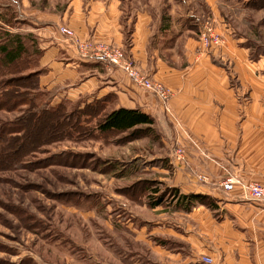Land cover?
Listing matches in <instances>:
<instances>
[{
	"label": "crops",
	"instance_id": "crops-1",
	"mask_svg": "<svg viewBox=\"0 0 264 264\" xmlns=\"http://www.w3.org/2000/svg\"><path fill=\"white\" fill-rule=\"evenodd\" d=\"M122 3L92 0L63 19L83 38L119 46L145 74L171 88L166 106L120 69L80 56L61 33V18L38 24L35 35L42 49L39 83L53 93L54 106L110 97L117 108L150 114L165 132L164 178L185 194L216 200L217 209L197 205L189 212L141 205L146 210L130 232L147 251L134 252L131 264H206L205 256L212 264H264V204L246 199L240 185L221 186L229 174L264 184V73L257 74L247 49L230 39L200 53L198 34L191 35L173 10L163 18L151 1L140 9Z\"/></svg>",
	"mask_w": 264,
	"mask_h": 264
},
{
	"label": "rangeland",
	"instance_id": "rangeland-1",
	"mask_svg": "<svg viewBox=\"0 0 264 264\" xmlns=\"http://www.w3.org/2000/svg\"><path fill=\"white\" fill-rule=\"evenodd\" d=\"M90 1L0 0V30L37 38L38 24L53 20L58 24L61 18L60 27L72 30L82 42H104L79 36L63 19L73 7L87 6ZM121 1V6L132 9L151 1L164 17L173 10L194 36L205 19H213L218 32L247 49L256 73H264V0ZM28 108L27 103L15 109L0 108V122L25 126L11 144L0 147L1 161L2 154L18 143L25 146L21 153L0 162V264H131L134 252L147 251L134 240L130 228L146 210L140 206L150 208V189L154 186L160 194L164 192V205L173 202L167 189L172 184L162 170L168 166L165 132L154 123L152 129L144 126L137 132L116 133L110 142L77 137L76 132L67 134V139L64 133H52L53 116L43 117L34 127ZM149 180L157 183L151 185Z\"/></svg>",
	"mask_w": 264,
	"mask_h": 264
},
{
	"label": "trees",
	"instance_id": "trees-1",
	"mask_svg": "<svg viewBox=\"0 0 264 264\" xmlns=\"http://www.w3.org/2000/svg\"><path fill=\"white\" fill-rule=\"evenodd\" d=\"M34 47H36L35 52L28 54V50ZM34 54H36L37 61L33 60ZM41 54L42 49L34 35L0 30V75H9L10 73L12 75V78H0V108L15 109L18 105L27 103L29 105L27 115L34 116V127L40 123L39 121L43 117L53 116L52 133L55 135H58V132L64 133L62 137L67 139V134L76 132L77 137L85 135L87 138L110 142L116 133L137 132L141 129L140 127L144 126L152 129L155 120L150 114L138 108H117L110 97L97 99L84 105H81L80 102L62 101L54 106L52 104L53 93L42 89L39 83L42 70L38 69V59ZM21 71H28L29 73L23 77L22 75L20 77L15 76V73ZM14 95L18 96L15 97ZM67 102L72 103L74 107L69 109ZM29 118H27L26 123H30ZM24 129L25 126L21 122H0V147L6 142L11 144L15 135ZM18 144L4 156L2 154L0 162L5 161L4 158H11L13 153H21L25 146ZM9 162L6 160V163ZM155 181L149 180L148 183L156 184ZM167 189L171 192L173 202L164 205V192L160 194V190L153 186L150 189L153 194H149V207L154 208L163 205L171 210L186 212L191 211L197 205H204L211 210L217 209L216 200L210 195L202 193L185 194L176 186H168Z\"/></svg>",
	"mask_w": 264,
	"mask_h": 264
},
{
	"label": "built area",
	"instance_id": "built-area-1",
	"mask_svg": "<svg viewBox=\"0 0 264 264\" xmlns=\"http://www.w3.org/2000/svg\"><path fill=\"white\" fill-rule=\"evenodd\" d=\"M61 31L69 35V39L76 47L80 56L86 58H97L123 71L134 84L151 92L165 106L172 98L174 92L164 83L151 78L145 74L136 64L135 60L119 46L107 43L87 40L82 42L76 34L65 26L60 27ZM198 42L200 53L209 52L213 48H221L227 45V39L216 30L214 21L211 18L205 19L198 33ZM178 158L182 159L184 155L183 148H176ZM200 179L205 181L206 176L200 175ZM236 185L243 189V196L249 201L260 202L264 204V184L256 181L247 182L242 178L229 174L222 182L221 186L225 190H233ZM206 264H212L213 258L203 257Z\"/></svg>",
	"mask_w": 264,
	"mask_h": 264
}]
</instances>
